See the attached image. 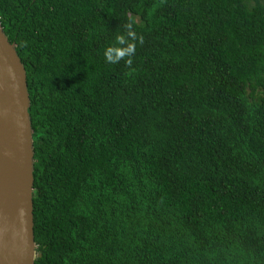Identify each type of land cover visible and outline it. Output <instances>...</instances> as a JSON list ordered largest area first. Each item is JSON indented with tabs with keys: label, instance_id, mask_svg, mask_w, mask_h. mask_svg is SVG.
Listing matches in <instances>:
<instances>
[{
	"label": "trees",
	"instance_id": "obj_1",
	"mask_svg": "<svg viewBox=\"0 0 264 264\" xmlns=\"http://www.w3.org/2000/svg\"><path fill=\"white\" fill-rule=\"evenodd\" d=\"M0 23L31 99L35 264H264V0H0Z\"/></svg>",
	"mask_w": 264,
	"mask_h": 264
},
{
	"label": "water",
	"instance_id": "obj_2",
	"mask_svg": "<svg viewBox=\"0 0 264 264\" xmlns=\"http://www.w3.org/2000/svg\"><path fill=\"white\" fill-rule=\"evenodd\" d=\"M27 72L0 23V264H35L34 130Z\"/></svg>",
	"mask_w": 264,
	"mask_h": 264
},
{
	"label": "clouds",
	"instance_id": "obj_3",
	"mask_svg": "<svg viewBox=\"0 0 264 264\" xmlns=\"http://www.w3.org/2000/svg\"><path fill=\"white\" fill-rule=\"evenodd\" d=\"M136 35L133 31L129 30L127 32V38L124 35H118L116 37V45L110 46L104 52L105 61L110 64L119 63L120 60L125 57H131L135 53V43ZM127 64H131V59L126 60Z\"/></svg>",
	"mask_w": 264,
	"mask_h": 264
}]
</instances>
